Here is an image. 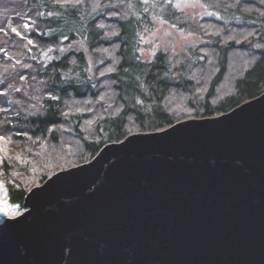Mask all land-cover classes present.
Returning <instances> with one entry per match:
<instances>
[{"label":"trees","instance_id":"obj_1","mask_svg":"<svg viewBox=\"0 0 264 264\" xmlns=\"http://www.w3.org/2000/svg\"><path fill=\"white\" fill-rule=\"evenodd\" d=\"M143 1L0 0V181L9 203L21 206L26 186L105 144L216 117L264 92V0H212L193 48L147 59L140 34L154 15L174 25L178 0Z\"/></svg>","mask_w":264,"mask_h":264},{"label":"water","instance_id":"obj_2","mask_svg":"<svg viewBox=\"0 0 264 264\" xmlns=\"http://www.w3.org/2000/svg\"><path fill=\"white\" fill-rule=\"evenodd\" d=\"M21 207L0 264H264V92L105 144Z\"/></svg>","mask_w":264,"mask_h":264},{"label":"rangeland","instance_id":"obj_3","mask_svg":"<svg viewBox=\"0 0 264 264\" xmlns=\"http://www.w3.org/2000/svg\"><path fill=\"white\" fill-rule=\"evenodd\" d=\"M140 1L145 2L143 0ZM160 1L161 0H154L152 3L153 6H158ZM211 7H213L212 0H178L172 6V9L174 8V12L176 13L174 15V25L168 21L169 19H159L157 15L151 17V27L146 33L140 34V52L143 57L147 59L150 55L152 56L158 50H161L167 54L169 53L168 55L177 56L184 53L189 48H193L199 42L198 37L196 34H194L193 28L196 26L199 20L205 16H208V8ZM149 8L150 5L147 4L143 8V12L147 13ZM156 8L157 13L160 14L162 8ZM26 187H28V190L31 189L29 186ZM0 198L4 199L5 203L9 204V208L11 210L10 215L12 216L11 218H1V226L7 219H15L17 216L21 215L22 207L9 203L7 190L1 181Z\"/></svg>","mask_w":264,"mask_h":264},{"label":"bare ground","instance_id":"obj_4","mask_svg":"<svg viewBox=\"0 0 264 264\" xmlns=\"http://www.w3.org/2000/svg\"><path fill=\"white\" fill-rule=\"evenodd\" d=\"M10 211L9 204L5 203L4 199L0 198V219L11 218Z\"/></svg>","mask_w":264,"mask_h":264},{"label":"snow or ice","instance_id":"obj_5","mask_svg":"<svg viewBox=\"0 0 264 264\" xmlns=\"http://www.w3.org/2000/svg\"><path fill=\"white\" fill-rule=\"evenodd\" d=\"M25 27H28V25L26 24ZM12 31L15 32L16 29H13ZM17 34H19V33H17ZM29 43H31V41H29ZM0 139H2V138H0Z\"/></svg>","mask_w":264,"mask_h":264}]
</instances>
